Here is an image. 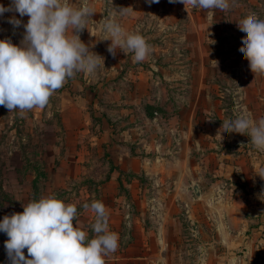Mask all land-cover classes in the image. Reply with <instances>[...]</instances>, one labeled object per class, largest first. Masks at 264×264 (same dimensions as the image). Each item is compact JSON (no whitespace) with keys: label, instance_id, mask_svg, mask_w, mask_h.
<instances>
[{"label":"rangeland","instance_id":"374dc122","mask_svg":"<svg viewBox=\"0 0 264 264\" xmlns=\"http://www.w3.org/2000/svg\"><path fill=\"white\" fill-rule=\"evenodd\" d=\"M231 2L210 17L169 0H89L95 13L80 39L104 59L96 72L67 79L43 109L0 106V221L56 196L77 206L74 224L91 236L95 214L82 205L99 200L120 237L106 264H264V189L245 167L256 149L246 135L217 136L223 120L241 111L256 120L263 108L264 76L239 51L237 22L264 19V7ZM115 8H128L114 19L150 45L143 62L108 52L99 21ZM28 19L4 13L0 39L19 45ZM7 239L0 232V264Z\"/></svg>","mask_w":264,"mask_h":264},{"label":"clouds","instance_id":"9594fccd","mask_svg":"<svg viewBox=\"0 0 264 264\" xmlns=\"http://www.w3.org/2000/svg\"><path fill=\"white\" fill-rule=\"evenodd\" d=\"M148 2L159 3V0ZM169 2L182 3L186 10L189 5L205 10L210 17L214 10L228 11L232 6L230 0ZM127 10L115 8L99 21L106 37L103 40L111 41L108 52L113 56L119 48L125 55L133 53L134 62H143L150 53V45L138 32H125L114 19L116 14L125 15ZM6 12L29 17L23 24L19 45L10 38L0 39V106L10 113L23 115L45 108L67 79L79 72L95 73L100 67L103 57L92 52L80 39V33L88 29V19L95 13L89 0H79L76 6L69 0H11L8 7L0 4V16ZM7 22L14 28L23 23L15 15ZM237 26L246 33L239 51L255 77L264 76V19L249 14ZM69 29L72 35L68 34ZM225 132L248 136L249 144L264 152V118L254 120L250 113L241 111L234 119L223 120L217 136ZM258 176L264 179V171ZM260 198L264 200V195ZM82 207L95 214L90 225L91 236L74 224L77 206L56 196L34 199L23 204V212L5 215L0 221V232L8 237L4 246L9 264H106L105 257L118 250L120 237L109 230L103 202L92 200Z\"/></svg>","mask_w":264,"mask_h":264},{"label":"crops","instance_id":"0c3cea01","mask_svg":"<svg viewBox=\"0 0 264 264\" xmlns=\"http://www.w3.org/2000/svg\"><path fill=\"white\" fill-rule=\"evenodd\" d=\"M237 1V4L239 6V9L241 11H244L246 8H245V5L246 3H248L250 6H253L255 7L256 9H259L261 7H264V0H236ZM234 2H231V5L233 4ZM201 10V9H200ZM208 22V25L209 23L212 22V19L210 20H207ZM259 86H261L262 88V91L261 93L259 94L258 96V100H259V103L263 106L261 112L259 113L258 112V120L261 119V118H264V84L262 83L261 85H256V87L259 88ZM256 119V120H257ZM252 156H250L246 161H245V167L246 169L247 168H250L251 170H253L255 172V176H251L252 179L256 182V184H259L260 187H263L264 189V179H261L260 176H258V174L261 172V171H264V152H260L258 150H256L253 154H251ZM223 164V165H222ZM222 168H224L225 166H227V164H225L224 162L221 163L220 165ZM240 168L241 165H239ZM238 166V168H239ZM221 168V169H222ZM220 170V169H219ZM251 179V180H252ZM264 202V200H263ZM228 229H231L232 228L229 226ZM227 233H230L228 230H226Z\"/></svg>","mask_w":264,"mask_h":264},{"label":"water","instance_id":"95a60500","mask_svg":"<svg viewBox=\"0 0 264 264\" xmlns=\"http://www.w3.org/2000/svg\"><path fill=\"white\" fill-rule=\"evenodd\" d=\"M195 193H196L197 196L199 195V189H198L197 186H195Z\"/></svg>","mask_w":264,"mask_h":264}]
</instances>
